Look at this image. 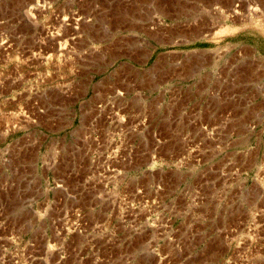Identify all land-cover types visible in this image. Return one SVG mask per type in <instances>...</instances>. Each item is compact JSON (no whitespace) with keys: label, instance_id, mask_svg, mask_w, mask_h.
<instances>
[{"label":"rangeland","instance_id":"374dc122","mask_svg":"<svg viewBox=\"0 0 264 264\" xmlns=\"http://www.w3.org/2000/svg\"><path fill=\"white\" fill-rule=\"evenodd\" d=\"M0 235V264H264V0H0Z\"/></svg>","mask_w":264,"mask_h":264},{"label":"built area","instance_id":"2783aa9c","mask_svg":"<svg viewBox=\"0 0 264 264\" xmlns=\"http://www.w3.org/2000/svg\"><path fill=\"white\" fill-rule=\"evenodd\" d=\"M0 237H14V236L13 235H10V236L0 235Z\"/></svg>","mask_w":264,"mask_h":264},{"label":"bare ground","instance_id":"6f19581e","mask_svg":"<svg viewBox=\"0 0 264 264\" xmlns=\"http://www.w3.org/2000/svg\"><path fill=\"white\" fill-rule=\"evenodd\" d=\"M76 28V27H75ZM60 185V184H59Z\"/></svg>","mask_w":264,"mask_h":264}]
</instances>
